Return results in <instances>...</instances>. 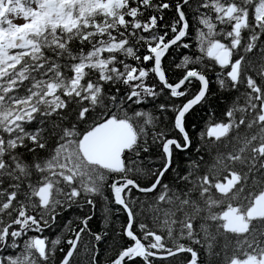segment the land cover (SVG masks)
<instances>
[{
    "label": "snow or ice",
    "instance_id": "6c2138e0",
    "mask_svg": "<svg viewBox=\"0 0 264 264\" xmlns=\"http://www.w3.org/2000/svg\"><path fill=\"white\" fill-rule=\"evenodd\" d=\"M0 264H264V0H0Z\"/></svg>",
    "mask_w": 264,
    "mask_h": 264
},
{
    "label": "trees",
    "instance_id": "16d2710c",
    "mask_svg": "<svg viewBox=\"0 0 264 264\" xmlns=\"http://www.w3.org/2000/svg\"><path fill=\"white\" fill-rule=\"evenodd\" d=\"M185 50L181 49V52H184ZM179 62V61H178Z\"/></svg>",
    "mask_w": 264,
    "mask_h": 264
}]
</instances>
